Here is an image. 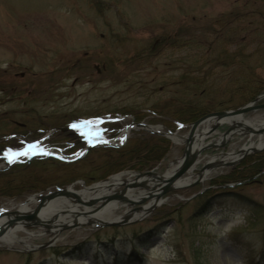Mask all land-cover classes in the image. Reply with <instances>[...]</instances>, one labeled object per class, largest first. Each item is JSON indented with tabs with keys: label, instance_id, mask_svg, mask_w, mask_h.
<instances>
[{
	"label": "rangeland",
	"instance_id": "1",
	"mask_svg": "<svg viewBox=\"0 0 264 264\" xmlns=\"http://www.w3.org/2000/svg\"><path fill=\"white\" fill-rule=\"evenodd\" d=\"M256 6L264 9V0H0V74L10 75L12 81L10 86L6 85V77L0 82V138H3L0 146L7 142L3 140L9 137L8 133H22L28 126L25 128L30 133L28 137L31 140L39 137L40 148L66 155L68 146L86 145L90 130L106 121L94 116L117 114L126 108L149 113L169 105L170 99H182L184 87L177 85L178 78L191 71L201 76L207 68L203 64L225 51L250 55L247 65L264 77V44L234 46L222 41L213 46L214 33L206 30L218 28L215 22L218 17L247 13ZM179 27L189 28V33L183 31L177 39L182 42L181 46L158 43L171 35L176 38ZM199 31H202V45L187 46L188 34L197 35ZM151 48L156 52L152 50L147 55ZM136 54L140 57L131 63ZM108 57L115 66L111 71L105 70ZM124 63L126 70L121 67ZM194 64L201 67L198 73L192 70ZM238 64L219 65L208 78L224 88L218 93L224 99L230 97L229 89L249 78L245 66ZM10 88L16 89L15 96L22 92L25 97L9 100L10 94L6 91ZM263 102L264 99L255 105ZM72 115L77 121L67 125ZM242 119L259 124L264 121V109L243 115ZM77 123L80 124L75 128L65 130ZM37 128L41 131L37 132ZM52 129L60 130L52 133ZM225 130L227 126L223 125L218 135ZM186 132V129L179 130L178 134ZM247 137L236 135L224 149L207 150L199 158L196 169L219 151L232 152L244 147ZM214 139L216 136L202 144L214 143ZM255 139L253 136L247 145H256ZM167 141V161H160L153 168L158 174L183 154V144ZM6 145L15 149L21 143L13 141ZM255 153L244 156L232 167L212 169L201 183L164 194L155 206L150 205V198L133 205L126 203L105 217L104 221H112L126 213L136 215L141 208L146 209L142 210L145 216H136L124 225L95 228L83 225L57 236L37 228L15 232L13 235L18 241L0 242V264H264V173L247 185L210 183ZM28 159L10 158L9 165L0 161V172L32 160ZM118 173L92 183L76 180L66 187L79 192L83 189L80 182L89 187ZM47 174L54 177L51 172ZM194 180L192 177L188 183ZM57 189L50 186L36 193ZM227 189L238 191L257 205L228 202L197 211L201 192L213 194ZM138 191L145 193L142 188ZM32 194L6 198L0 203V209L20 205ZM32 203L27 205L28 209L35 206L36 202ZM133 233L140 238L133 239ZM113 237L117 239L114 246L104 248L98 244ZM86 241L93 242L95 248L66 255L70 247Z\"/></svg>",
	"mask_w": 264,
	"mask_h": 264
},
{
	"label": "trees",
	"instance_id": "2",
	"mask_svg": "<svg viewBox=\"0 0 264 264\" xmlns=\"http://www.w3.org/2000/svg\"><path fill=\"white\" fill-rule=\"evenodd\" d=\"M263 8V7H262ZM256 6L251 11L235 12L231 15L218 17L215 21L218 23L217 29L208 27L206 30H211L214 33L213 46L226 41L228 44L234 46L244 43L250 44H264V9ZM241 19H244L240 22ZM184 33H189V28H178L176 30V38L171 35L169 39L166 37L160 39L158 43L166 46H181L182 42L178 41L179 36ZM202 32V31H201ZM196 35L191 32L187 46L200 47L202 45V33ZM177 40V41H176ZM154 49H148L147 55ZM264 51V50H263ZM156 52V50H154ZM264 53V52H263ZM222 56V57H221ZM220 57L215 56L208 60L207 68L202 75L186 73L182 74L178 80L177 85L184 87L183 98L177 97L170 99L169 105L155 109L149 113H139L140 110L126 108L118 111L115 114L108 112L98 117L101 120L114 119L121 116H133L135 121H145L148 124H160L164 128L173 131L181 125L190 124L202 116L222 110H230L239 106L245 105L259 95L264 93V77L257 74L254 69L247 65L246 60L251 56L243 55V53L233 54L224 52ZM139 54L131 58V63L139 58ZM239 62V67H244L248 71L249 78L238 83L232 89L228 99L220 96L224 88L215 84L208 78L212 74L215 67L219 65L228 66ZM129 62V63H130ZM105 70L111 71L115 68L112 64L113 60L108 57L105 60ZM241 64V65H240ZM127 64L124 63L121 67L126 70ZM201 66V65H200ZM197 68V69H194ZM110 69V70H109ZM201 67L194 64L193 69L197 73ZM5 76L4 72L0 74V82H3L6 77V85L12 83L11 78ZM7 90V88H6ZM237 94V95H235ZM237 98H236V97ZM12 98V99H11ZM15 93H10L9 100H15ZM237 100H234V99ZM18 101V100H17ZM67 123L76 122V118L72 115ZM124 121H108L98 127L97 138L111 139L116 137L122 130ZM28 127V126H26ZM25 127V128H26ZM38 129V128H37ZM225 129V128H223ZM81 146H70L66 152L72 153ZM169 154V142L167 139L158 135L145 133L138 130L133 132L130 138L121 147H96L88 151L80 159L71 162H62L53 158L36 156L28 163H20L11 165L5 171L0 172V203L6 198L23 197L32 193H36L47 187L64 188L76 180H83L85 183H92L102 180L112 174L118 172H146L153 169L160 161H167ZM161 169V168H160ZM162 170V169H161ZM51 172L52 175L47 174ZM264 173V152L252 154L244 159L242 163L236 165L232 170L228 171L217 180H210L211 184H225V183H244L251 184L254 180ZM200 200L198 202L197 211L201 212L208 206L213 204L226 205L228 202L255 204L250 199L238 191L227 189L221 192L209 193V191L201 192L199 194ZM244 203V204H245ZM259 206V205H258ZM264 208V207H263ZM159 225L155 226L157 229ZM133 239H139L137 233L132 234ZM117 239L110 238L107 242H98L100 246L106 248L116 245ZM90 246V247H89ZM85 248H95L93 242H82L70 247L66 255L77 254L82 252ZM75 252V253H74Z\"/></svg>",
	"mask_w": 264,
	"mask_h": 264
},
{
	"label": "water",
	"instance_id": "3",
	"mask_svg": "<svg viewBox=\"0 0 264 264\" xmlns=\"http://www.w3.org/2000/svg\"><path fill=\"white\" fill-rule=\"evenodd\" d=\"M262 99H264V93L259 95L252 102L236 109L208 113L198 120L186 126H182L187 130V132L182 135L178 134V131L182 127L171 132L159 125L135 122L131 118L130 123L124 127L122 134L117 138L90 143L73 155L66 156L59 151L54 152L52 149H41L33 152L35 155L52 157L63 162H71L81 158L94 147H120L126 142L130 133L135 130H142L150 134L159 135L169 140H173L177 144L181 143L184 145L182 156L177 161L169 163L162 174L156 173L154 169L137 173L121 172L99 182L106 183L105 188L107 192L104 194L94 196L92 194L93 192H89L94 190L93 186L99 183L85 187L83 186V182H80L83 187L82 190L86 191L84 193L81 192L82 190L74 192L71 187L48 191L44 194L35 193L22 204L17 205L10 210H6V212L0 210V242H3V239L6 238V236L12 235L18 231H23L24 229H42L49 235L57 236L62 232L74 230L83 225H89L93 228L96 226L112 227L124 225L132 221V219H126L128 217L127 214L132 215L131 213L118 216L112 221H104L98 217H101L107 210L108 205L113 202L120 203L119 206L122 207L126 203L133 205L150 198V205L155 206L160 203L159 198L164 194L173 190L184 189L193 184L201 183L204 180L201 176L210 168L222 169L224 167L234 166L244 156L264 149V145H260V139L264 136V125L260 128H255L244 122L242 119L243 115L263 110L264 102L255 105V103H258ZM123 118L124 117L115 118L111 119V121L122 120ZM209 123L212 125H208ZM262 123L264 124V121H262ZM206 125L209 127L206 128ZM223 125L227 126V130L218 135L219 128ZM76 126V124L72 125L65 130L75 128ZM59 130L60 129H56V131ZM48 134L49 133L45 134L41 140ZM236 135H248L244 147L232 152L219 151L210 157V159L212 158L215 160L218 158L219 160L216 162L218 164L213 165L210 161H206L199 169H196V165L199 163V158L203 156V153L207 150L216 151L224 149ZM214 136H216V139H214L216 141L214 143L206 142L205 144H202L203 141L209 140ZM253 136H256V145H247L248 142L252 140ZM118 140L121 141V143H116ZM26 154H29V152L27 153L23 150L19 154L11 157V159L16 160L19 156H24ZM230 158L231 160L228 161L227 159ZM224 159L227 161L222 163V160ZM5 163L8 165L11 164L8 158H6ZM116 177H119V182L112 181L113 179H116ZM192 177H195V180L192 183L183 184V182H187ZM143 183H146L147 185L149 184L151 188L145 187ZM140 188H142L145 193H139L138 190ZM136 190L138 191V193L136 192L137 195L132 194L133 191ZM88 193H90L89 197L92 195L94 197L88 199V197L85 196ZM128 196H130V198ZM31 198L38 199V201L32 209L27 208V210H25L24 208L27 207ZM49 199L60 200L61 203L58 205L64 207L54 209L53 212H50L51 215L40 213L39 210L41 206ZM64 200L71 203L74 202L75 204L68 205ZM89 207H93V209H87ZM150 209H148L147 212ZM140 210L145 211L146 209L141 208ZM66 215H70V217L65 218ZM51 241H49L48 244H50Z\"/></svg>",
	"mask_w": 264,
	"mask_h": 264
},
{
	"label": "bare ground",
	"instance_id": "4",
	"mask_svg": "<svg viewBox=\"0 0 264 264\" xmlns=\"http://www.w3.org/2000/svg\"><path fill=\"white\" fill-rule=\"evenodd\" d=\"M235 121H239V120H235ZM246 123H248V122H246ZM248 124H250V125H252L253 127H255V128H260V127H262L264 124L262 123V122H260L259 124H252V123H248ZM208 125H212L211 123H209ZM208 125H206V128L207 127H209ZM260 145H264V140L262 141L261 139H260ZM236 159V158H235ZM208 161H210V163H212L213 165H216V164H218V163H216L217 161L215 160V159H210V160H208ZM227 160L226 159H224V160H222V163H225ZM213 169V168H212ZM211 168L209 169V170H207L206 172H205V174H203L202 176H201V178H205L206 177V175L212 170ZM118 178L119 177H116V179H113L112 181L113 182H119V180H118ZM188 182H190L189 180L187 181V182H183V184H186V183H188ZM106 183H99V184H97V185H95V186H93V189L94 190H91V191H89V192H93L92 194L94 195V196H96V195H100V194H104L105 192H107V190H106V185H105ZM182 184V183H181ZM143 185L145 186V187H147V188H151V186L148 184H146V183H143ZM136 189V188H135ZM82 193H84V192H86L85 190H82L81 191ZM136 192L138 193V191L136 190V191H133V193L132 194H134V195H136ZM88 194H90V193H88ZM87 195V194H86ZM85 195V196H86ZM87 196L88 197V199L89 198H91V197H94V196ZM129 198H130V196H128ZM132 198V197H131ZM154 200V199H153ZM153 200H152V202H153ZM30 202H29V204L31 203V204H33L32 202L34 201V202H37L38 201V199H35V198H31L30 200H29ZM66 200H64V202H65ZM67 202V201H66ZM61 203V201L60 200H54V199H49L45 204H43L42 206H41V208H40V213H44L45 215H51L50 214V212H53L54 211V209H56V208H58L59 207V205L58 204H60ZM28 204V205H29ZM151 204V203H150ZM119 205H120V203H118V202H113V203H111V204H109L108 205V208H107V210L104 212V214L100 217V219H102V220H105L106 218H107V216H111L116 210H117V208L119 207ZM71 206V205H70ZM13 208V205H10V206H8V207H4V208H1L0 210L1 211H3V212H6V210H10V209H12ZM25 210H27V207H25L24 208ZM140 213V214H139ZM138 214H132V215H129V214H127V218L126 219H133V218H135L136 216L137 217H143V216H145V213L142 211V210H140V212H139ZM106 217V218H105ZM124 217H126V216H124ZM123 217V218H124ZM14 241H18L17 239H16V237L12 234V235H9V236H6V238H4L3 239V242H1V243H4V244H12V243H14Z\"/></svg>",
	"mask_w": 264,
	"mask_h": 264
},
{
	"label": "flooded vegetation",
	"instance_id": "5",
	"mask_svg": "<svg viewBox=\"0 0 264 264\" xmlns=\"http://www.w3.org/2000/svg\"><path fill=\"white\" fill-rule=\"evenodd\" d=\"M84 57V56H83ZM86 57V56H85ZM15 88H10L9 90H8V92L6 91V93L7 94H10V93H14L15 92ZM19 96H15V98L14 99H17V100H21V98L22 97H25L23 94L24 93H22V92H19ZM26 94H29V92L28 93H26ZM8 96V95H7ZM23 103H24V100H23ZM24 132H22V133H8V134H10L9 135V137H7L6 139H4L3 141H7V142H5V144H2V146H0V161H6V158L7 157H11V156H13L14 154H17V153H19V152H21L22 150H26V151H32V150H35V149H38L39 148V146H38V144H39V140H38V138L39 137H36L34 140H31L29 137H28V135H30V133L27 131V129H25V127L22 129ZM56 129H52L51 131H54V132H56L55 131ZM36 131L38 132V131H41V129L40 128H38V129H36ZM53 133V132H52ZM6 135V134H5ZM28 137V138H27ZM1 139H3L2 137L0 138V140ZM26 139H28L29 141H26ZM94 140V139H93ZM98 141H102V140H107L106 138H99V139H97ZM96 140V141H97ZM13 141H16V142H19V143H21V146L20 147H17V148H15V149H11V148H9V147H6L7 145L6 144H8L9 145V143L10 142H13ZM89 142H90V139H88V140H86L85 141V144L87 145V144H89ZM86 145H84V144H82V146L80 147V148H83V147H85ZM71 146H74V145H72L71 144ZM67 147V146H66ZM70 146H68L67 148H66V150L65 151H67V149L69 148ZM80 148H78L79 150H80ZM78 149L77 150H75V151H73L72 152V154H75L77 151H78ZM24 157H27V158H29V159H31V158H33L34 156L32 155V154H29V155H26V156H24ZM28 159V160H29Z\"/></svg>",
	"mask_w": 264,
	"mask_h": 264
}]
</instances>
